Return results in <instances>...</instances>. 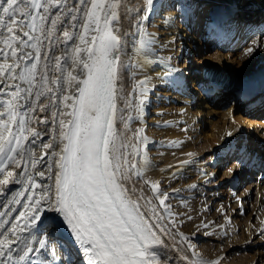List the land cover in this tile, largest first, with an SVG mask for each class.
<instances>
[{"label": "snow or ice", "instance_id": "snow-or-ice-1", "mask_svg": "<svg viewBox=\"0 0 264 264\" xmlns=\"http://www.w3.org/2000/svg\"><path fill=\"white\" fill-rule=\"evenodd\" d=\"M156 2L144 0L137 24L141 49L155 42L141 25L154 14ZM120 5L121 0H76L72 5L68 0H0V44L4 45L0 48L3 60L0 62V84L4 85L0 95L8 97L0 99V176L3 177L0 179V196L5 197L0 204L3 209L0 210V264H54L57 255L55 248L49 246L48 230L54 232L60 224L69 230L73 242L86 258V264H159L156 246L164 242L157 230L165 233V228L151 221L164 217L151 200L146 201L151 216H146L141 211L142 205L131 199L123 184L131 178L132 171L137 176L142 175L128 160L129 155H143L145 164L148 160L146 152L141 153L137 145L127 142L115 127L117 113L122 111L117 105V80L124 67L121 54L125 47L113 24L119 22ZM62 16L76 22L70 23L73 30L80 29L78 35L67 29L62 34L66 41L74 43L68 59L72 61L73 69H80L81 75H73V71L64 68L62 57H54L53 70L64 74L68 85L65 94L60 95V78H49L47 56L39 80L37 72L41 63V37L52 36L58 30V22L63 23ZM50 17L51 24L46 28ZM75 40L79 41L78 45ZM250 43L255 47H248L246 54L252 55L257 49L264 51L261 37L253 38ZM28 48L33 51H26ZM28 61L33 62L29 64ZM73 83L75 93L67 94ZM138 83L144 89L147 80ZM21 84L27 87H21ZM13 88L15 90L11 91ZM141 95H146V89ZM42 96L50 101L59 98L63 103V110L53 113L58 125L53 139L62 148L60 152L53 150L51 153L55 160L48 165L51 174L48 178L53 182L48 185L36 182L35 176L44 178L46 173L38 171L33 175L29 172L24 156L27 152L31 167L35 168L34 149L24 145L29 136L34 138L33 144L41 136L35 128L28 127V121ZM29 100L34 102L28 104ZM143 104L144 99H141L140 111ZM47 107L40 105V110ZM65 116L70 119L65 121ZM119 119L123 122L122 115ZM142 133L141 129L136 135L146 144L147 138ZM41 147L50 149L53 146L47 143ZM129 147L132 153L125 151ZM10 164L23 165L22 174L7 170ZM228 171L231 172V168ZM10 183L21 187L10 191L6 187ZM146 183H150L155 199L171 216L170 208L165 205L168 194L160 191L159 181ZM36 189L40 192L36 193ZM18 207L22 210L17 211ZM46 212L55 214L50 223L45 222L49 219ZM261 234L264 235V229ZM180 235L192 248L189 237ZM182 259L193 264L187 256ZM60 264H71L70 256L68 261L60 259ZM195 264H220V258L205 260L198 257Z\"/></svg>", "mask_w": 264, "mask_h": 264}, {"label": "bare ground", "instance_id": "bare-ground-1", "mask_svg": "<svg viewBox=\"0 0 264 264\" xmlns=\"http://www.w3.org/2000/svg\"><path fill=\"white\" fill-rule=\"evenodd\" d=\"M160 1L162 0H157L155 8L156 4L160 3ZM182 1L185 0H181V2ZM187 2L188 4L186 6L181 7L184 9L179 11L178 15L177 12L168 9L166 15H160L161 18L157 22H153L149 25L147 29L144 27L147 21L142 23L141 26L146 34L150 35L155 41L153 44L143 49L140 47L141 35L138 32L137 24L143 11L144 0H121V5L118 9L119 22H113L117 29L116 34L121 37L125 45L121 54V63L124 67L120 70L117 80V88L119 90L117 105L118 109L122 111L117 113L118 118L116 124L118 127L116 129L126 137L127 142L137 145L141 153L146 152L148 160V163L145 164L143 155H129L128 160L131 164L136 165L142 175L137 176L136 172L132 171L130 173L131 178L124 180L123 184L127 188L128 195L131 199L138 200L142 205L141 211H143L146 216H151L149 206L146 204V201L151 200V204L155 205L159 214L164 217L163 220L151 221L154 224H161V226L165 228V233H167H161L157 230V234L164 242L163 245L156 246L160 258L159 264H188V261L182 259L184 256H187L188 260L192 261L193 264H195L198 257L205 260H216L217 258L215 257L217 256L215 255L218 253H216L214 249L217 246L211 245L209 241L213 236L217 238H226L231 235L230 241H225L222 245L224 250H228L227 254L231 251L233 252L236 250L237 253L238 251L250 248V246H255V244L251 245L250 239L254 240L260 237L258 240L259 244L264 241V235L259 232L261 229H264V183L261 185L260 182L262 181L261 177L263 173L257 172L253 168L262 158L264 159V152L261 151V147L259 146L260 148H258L255 146L256 144L264 145V137H262V131H260L258 127L260 123L256 120H249L248 115L250 112L247 111L244 101V98L248 96V90L264 92V89L262 88V82L257 83L255 87L241 84L250 80L258 69L264 67V51L257 49L252 55H248L246 52L240 53L239 55L236 54L237 56H228L218 53L206 55L204 53L205 48H203V42H200V44H197V42L195 43L197 37L199 35L201 36V29L205 27V31H203L202 34L212 35L214 37L219 36L222 30L220 27H217L213 18H207V15L211 12L209 11L210 5L204 3L206 7L202 8L200 4L195 3L194 0ZM68 3L70 5L75 4L76 0H68ZM168 3L171 5L173 0L171 2L169 0ZM233 5L231 4V6ZM246 5L247 4H243V7H241L242 13L239 15L241 22H244L247 18H250L251 22H259L258 18H255V12L257 14L260 10L259 14L261 15L264 6L258 9V11H255L252 10L249 5L248 7ZM137 9H140V11L138 12ZM55 11L56 10L53 11V15H55ZM252 12H254V14ZM178 16H180V18H178ZM263 16L264 15H261L260 18ZM51 19L52 17L49 18L46 28L50 26ZM201 19L204 22L209 19L206 22V26L201 23ZM61 20L63 23L58 22V30L52 36L48 39H45L43 36L41 37L43 43L41 45V63L38 65L37 80H39L42 74L44 57L47 56V58H49L50 55L53 56L52 52H54V49L57 52L56 57L63 58L62 64L65 69L73 71V75H81L80 69H73L72 61L68 59L71 55V49L74 43L73 41H66L62 34L63 30L67 29L70 32L75 31L78 35L80 29L77 28L73 30L70 27V23L76 22H70L64 16L61 17ZM149 28L151 29L149 30ZM184 32L187 34H184ZM192 32H194L193 35L191 34ZM17 34L21 35L19 32H17ZM202 38L203 37H201V39ZM24 39L27 38L25 37ZM49 40L51 43H49ZM191 40H194L193 44L189 45L188 41ZM29 43H31V41H29ZM75 44L78 45L79 41L75 40ZM250 46L255 47V45L251 43ZM3 47L4 45L0 44V48ZM191 47L195 50V53L191 51ZM6 51L10 52L9 49H6ZM26 51L33 50L28 48ZM0 62H3L2 57H0ZM9 62H11V60ZM32 62L33 61H28L29 64ZM203 68H213L221 72V74H225L224 78L230 76V81L232 83L241 85L229 87V83L219 86L200 83L199 71ZM17 71H19V69H17ZM54 72V75L60 78V84L62 85L60 95H63L65 94L64 89L68 87L65 83L64 74L59 71ZM165 72L168 73L167 76H165ZM144 80H147V84L145 88L142 89L138 82ZM15 83L20 82L16 81ZM21 87H27V85L21 84ZM216 87L222 88L226 92L233 93V95H229ZM145 89L146 95L142 96L141 92L145 91ZM3 90L4 85L0 84V92ZM10 90L14 91L15 89L13 88ZM75 91L76 86L73 83L71 90L67 94H74ZM215 92H218V95L225 94L224 100L229 98L233 100L232 102H234V100L236 101L230 103L225 111L216 110V108H212L210 105V103L215 100ZM7 98V96L0 95V99ZM258 98V95H253L250 100L257 101ZM141 99H144L142 111L138 108ZM201 101L206 102V107ZM33 102V100H29L27 103L32 104ZM69 103H71V101H69ZM40 105H47L48 107L46 110L41 111ZM240 105L244 106V110L248 113L244 111L241 112L243 108H239ZM217 107H219V104H217ZM258 109L264 111L261 105L258 106ZM0 110H2V108H0ZM60 110H63L61 99L57 98L55 101H50L48 97L42 96L40 101L36 104L35 111L29 114L31 119L28 121V127L35 128L41 133V136L35 144L31 143L34 138L29 136V140L25 142L24 145L25 148L31 147L34 149V157L37 160L36 167H31V160L27 152L24 154L25 162L28 165V171L33 173V175L38 171H44L46 173L44 178L35 176L36 182L41 185H48L53 182L48 178V176L51 175L48 173V165L55 160V157H53L51 153L53 150L60 152L62 148V145L58 144L57 141L53 139L58 131V125L53 119V113H58ZM121 115L123 116V122L119 119ZM205 116H207L208 120L210 116L219 117L216 122L207 121V123H210V129L207 134L201 131L202 125L196 123L201 117L205 120ZM147 117L148 119L151 118L149 124L153 126L148 127V125H144V122L140 119ZM64 119L67 121L70 117L65 116ZM248 123H250L249 127ZM141 129L143 130V137L147 138L146 144L142 143L140 137L136 135ZM243 129H246L245 134H242ZM247 129H249V131ZM229 132L232 133L231 136L228 135ZM47 143H51L53 147L50 149L41 147L42 144ZM246 143H250V145L253 144V146H250L247 151H244L243 145ZM211 144L216 146L217 149L216 152L212 154V159L210 157V161L214 159L217 160V162L221 161L220 164H223L221 171H223L224 168L223 178H231L234 173H232V170L229 172L228 169L234 167L237 168L236 175L243 176L245 174L250 177L245 176V181L242 179L243 182L248 181V186L245 190L243 189L244 192H240V196L238 195V197H235L233 201H231V198V202L222 203V207L218 209L215 208V214L212 218L210 217L207 221H202L201 219L204 218V216L201 215L202 200L208 201L209 207L211 200H217L214 186L217 185L219 189H221L222 187L220 186H222V182L224 181L222 180L219 184L213 185V178H215L213 174L214 171H212L213 169L209 170L207 161H203L204 159L201 160L197 157L208 152ZM125 151L127 153H132V148L129 147L125 149ZM45 152H48V155H44ZM41 156H43L42 160L40 159ZM251 156H253V159H256L257 163L251 162ZM226 160L231 165L229 168L225 167L226 162L224 161ZM240 163H242L241 165L244 167L239 165ZM23 168V165L16 167L10 164L7 170H13L18 174H22ZM238 170H240V172H238ZM245 170H248V172L246 173ZM54 171L55 169H53L52 174H54ZM0 179H3V177L0 176ZM146 181H159L160 191L166 192L167 194L169 191L165 189L166 186L168 189L169 187L171 188L170 191L175 190L176 187H184V190L181 192L184 194H191L187 202L190 203L193 209L184 210L182 219L183 221H187L184 230L185 236L189 237L194 250L189 248V242L184 241L180 236L177 224L178 217L174 216V218H172L169 216L168 212L164 211V206L160 205L159 201L155 199L156 194L151 188L150 183H146ZM202 183H204L207 190L210 189V191L205 194L202 193V189L200 188ZM258 185L262 186V191L259 193L262 201L259 205L257 204L259 207L257 208L256 205L250 216L246 218L244 216V211L247 201L243 198L244 201H242L241 197L250 199L249 193L251 189L258 187ZM6 187L14 192L17 191L21 185L10 183ZM35 191L39 193L40 189H36ZM28 194L29 193H25V195ZM141 194L143 195V199H141ZM218 194L219 196H224L225 191L220 190ZM207 195L208 197L205 199ZM8 198H10V196ZM4 201L5 197L0 196V204H3ZM21 203L23 204L24 201L22 200ZM20 210H22V208L18 207L17 211ZM13 215H15V213ZM54 215L55 214L52 212H46L45 216L49 219L45 222L50 223L51 217ZM259 216L263 217V222L259 221ZM230 217H234V224H232ZM254 217H257L259 221L258 225L254 224ZM240 230L243 231L242 235H236ZM199 232L202 234V239L205 238L202 240V249L195 248V244L192 242L195 240V237L198 236ZM48 233L49 246L55 248L57 255V260L54 264H60V259L68 261L69 256L71 264H86V258L83 256L82 252L78 250V246L73 242L69 230L63 224H60L58 229L54 232L52 229H49ZM36 234L38 235V233ZM226 240H228V238H226ZM63 242L66 243L67 246L65 245L63 248H60V244ZM262 249L263 251L260 252L259 259L252 255L251 257H245L246 259L241 257L238 261L236 260V263L258 264L259 262V264H264V247H262ZM193 252H195L196 255H193ZM222 259L223 258H220V264H228L225 258ZM253 259H255V261Z\"/></svg>", "mask_w": 264, "mask_h": 264}, {"label": "rangeland", "instance_id": "rangeland-1", "mask_svg": "<svg viewBox=\"0 0 264 264\" xmlns=\"http://www.w3.org/2000/svg\"><path fill=\"white\" fill-rule=\"evenodd\" d=\"M168 1L169 0H162V1H160V3L156 4V8H155L154 14H152L149 17L150 19H148L147 22H145V24H144V27L146 29L153 22H157L161 18L160 15H162V16L166 15L168 9L177 12V15H178V12L179 11H182V9H184V8H181V7L182 6H186L188 4L187 1H190V0H185V1H182V2H181V0H173V3L171 5L168 3ZM171 1L172 0H170V2ZM194 1H195V3L200 4V6L202 8L206 7V4L210 5L209 6V11H212V8L214 6H218L219 7V8H215L216 10H213L214 14H213V12L212 13L209 12V15H207V18H210V17L213 18V20L217 24V27H220V29L222 30V32L219 33V36H216V37H214L212 35H205V34H202V32L205 31V27H203L201 29V32H200L201 33V36L199 35L197 37V40L195 41V43L197 42V44H200V42H203V44H204L203 48H205V52L204 53L206 55H209V54H212V53H218V54H223V55H228V56H233V55H236V54L239 55L240 53H245L246 52V49L250 46V44H246L243 47V50L242 51H238V52H236L235 50L239 46V44H237V45H231L235 41V39L238 37V31H237L235 37L232 39V41L228 43V44L231 45V46L228 47V50L226 48L217 47L216 45H220V44H217V43H220V42L221 43H224L225 33L227 32V28H228V23L229 22H235L239 26L240 25L243 26L245 21L251 22L250 21V18H247L245 20L243 19L244 22H241V18H239V15L242 13L241 12L242 11V8L241 7H243V4H247L246 5L247 7L249 5V7L252 10H255V11L257 10L258 11V9H260V8H262L264 6V0H252L254 3H258L259 5H257V4L250 5L251 2H252L251 0H208V2H207V0H194ZM204 3H206V4H204ZM173 4H175V7H173ZM231 4L232 5L234 4L233 5L234 7L231 6ZM230 8H235L236 10H234L235 12L232 10L229 13V16L226 18L228 20V23L227 24H224L223 20H226V19H222V15H221L222 14V11H223V9H230ZM215 11L218 12L217 15H215ZM259 11L257 12V14L255 13V18H258V20L260 21L262 18H264V16L262 18H260L261 15H264V8L262 9L263 12L261 13V15L259 14ZM210 14H212V15L210 16ZM212 16H214V17H212ZM178 18H180V16H178ZM206 22L203 21L204 26H206ZM179 24H180V21H179ZM150 29L151 28H149V30ZM229 30H231L230 27H229ZM185 33L186 32H184V34ZM191 34L193 35L194 32H192ZM199 37H200V39H199ZM201 37H203V38L201 39ZM255 37L256 36H254V38ZM191 41H192V43H190V41H188V44L189 45H192L194 40H191ZM206 48H208V49H206ZM53 51H54V52H52V55L53 56L50 55V57H51L52 60L50 59V57L48 58L49 68L51 67L48 70V73H49L48 76H49L50 79L53 78V77H57L56 75H54L55 72L53 70L54 57H56V53L57 52L55 51V49ZM191 51L193 53H195V50L192 47H191ZM181 57H182V55H181ZM216 88L217 89H221L222 91L226 92L222 88H218V87H216ZM226 93H228L229 95L230 94L233 95V93H229V92H226ZM214 97H215L214 98L215 100L212 103H210V105H211L212 108H216V110H221V111L227 110V108L230 105V103H234L236 101V100H234V102H232L233 100L232 99L230 100L229 98H227L226 100H224L225 94L218 95V92L217 93L215 92ZM201 102H203V101H201ZM216 103L219 104V107H217V104ZM203 105L206 107V102L205 101L203 102ZM239 108H241V109L243 108V110H241V112L244 111V109H245L244 106H242V105H240ZM218 118L219 117L210 116V119L208 120L207 116H205V120H204L203 117H201L199 120H197L196 123L197 124H201L202 125L201 126V131H203V132H205L207 134L209 132V129H210V127H209L210 126V123H207V121L216 122L218 120ZM140 119L144 122V125H148V127L153 126V125L149 124V121H150L151 118L148 119V117H147V118H140ZM115 127L116 128L118 127L117 124H115ZM245 130L246 129H243L242 134H245ZM212 144L210 145V149L208 150V152H205V154L199 155L197 157L199 159H201V160L204 159L203 161H207V165L209 166V170L213 169L212 171H214L213 174L215 176V178H213V185L214 184H219L222 180H224V181L222 182V186H220V187H222L221 189H219V186H217V185L214 186L215 193L217 194V196H216V199L217 200H211L209 207H208V205H209L208 201H206V200H202L203 202L201 201L202 202L201 203V208H202L201 215L204 216V218L201 219L202 221H207L208 218H210V217L212 218L213 215L215 214V208L218 209L219 207H222L221 206L222 203H224V202L226 203L228 201L231 202V201H233L235 199V197H238V195L240 196V194H241L240 192H244L243 189L245 190V188L248 186L247 185L248 184V181L243 182L244 177L245 176L250 177L249 175H245V174L243 176L236 175L237 168L234 167V168L231 169L232 170V173H234V174H232L233 176L231 178H228V177L223 178L224 168H223V171H221L222 170L221 167L223 165V164H220L221 161H218L217 162V160H215V159L213 161L212 160L210 161V157L212 159V154H214L216 152V149H217L216 146H214ZM249 147H250V143L249 144L246 143V144L243 145V150L244 151H247ZM206 158H207V160H206ZM195 159H197V158H195ZM224 162H226L225 163V167L226 168H229L231 166L230 163L227 160L224 161ZM241 164L242 163H240L239 165H241ZM242 167H244V166H242ZM245 171H246V173L248 172V170H245ZM238 172H240V170H238ZM258 187L262 190V186H259L258 185ZM258 187H255V188L251 189V191L249 193V195H250L249 198L250 199H247L246 197H241V199L243 198L245 201H247V203L245 205V208L246 209L244 211V216L246 218H248L250 216L251 212L253 211V208L257 204L259 205L261 203V201H262L261 200V197H260L261 195L259 194L261 192V190L258 189ZM200 188L202 189V193L203 194H205L208 191H210V189L207 190L205 188L204 183H202L200 185ZM165 189L169 191V193H168V199H167L168 201L167 200L165 201V205H167L170 208V212H171V217L172 218H174V216L175 217H178V222H177V224H178V231H179V233H183L185 235V231L184 230H185V223L187 224V221L186 220L183 221V219H182V213H183L184 210L193 209V207L190 205V203L187 202L189 200V197L191 196V194H184V193H182L181 191L184 190V187H176L175 190L170 191L171 188L169 187V189H168V187L166 186ZM204 190H205V192H204ZM220 190L225 191V195L224 196H219L218 191H220ZM207 197H208V195L206 196L205 199H207ZM229 197H230V199H229ZM247 197H248V195H247ZM231 198H232V200H231ZM243 199H242V201H244ZM259 200H260V202H259ZM258 205H257V208L259 207ZM213 207H214V209H213ZM262 218L263 217H260L259 218V221L263 222V219ZM230 219L232 221V224H234L235 223L234 217H230ZM259 221H258L257 217H254L253 222H254L255 225H258L259 224ZM242 232L243 231L240 230L239 232L236 233V235H242ZM259 232L261 234V230ZM199 233H198V236L195 237V240H194L195 243H194V241H192V242H193V244H195V248L202 249V246H201L203 244L202 243V240H204L205 238L202 239V234L201 233L199 234ZM243 236H244V234H243ZM226 238H228V240H226ZM226 238H217L216 236H213L211 238L212 240L209 239L211 245L217 246L214 249V251L216 253H218V254L215 255V256H217L215 258H223V259L225 258V261L228 264H239L238 262L236 263V260L238 261V259L241 258V257L245 258V257H251L252 255H254L255 258H257V259L260 258L259 257L260 256V252L263 251L262 247H264V241L263 242H260L261 244L258 243L259 242L258 240H259L260 237H257L254 240L250 239L251 245H254L255 244V246H253V247L250 246V248L245 249V250H242V251H238L237 253H236V250H235L236 247H235V249H234L235 251H233V252L231 251V252H229V254H227L228 250L227 249L224 250V248H223L222 245L224 244L225 241H230L231 235L228 236V237H226ZM213 243H215V244H213ZM65 245L67 246V244L63 242L62 244H60V248H63ZM192 249L194 250L193 247H192ZM253 260L255 261V259H253ZM251 263H254V262H251ZM258 264H259V262H258Z\"/></svg>", "mask_w": 264, "mask_h": 264}]
</instances>
